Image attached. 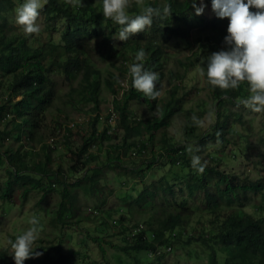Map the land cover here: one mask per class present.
Here are the masks:
<instances>
[{"label": "trees", "instance_id": "trees-1", "mask_svg": "<svg viewBox=\"0 0 264 264\" xmlns=\"http://www.w3.org/2000/svg\"><path fill=\"white\" fill-rule=\"evenodd\" d=\"M200 2L201 0H196V5ZM203 2L212 4V0ZM82 3V7H73L65 0H47V4L41 9L45 27L49 30H60V40L43 41L41 36L33 34L26 37L23 32H17L11 15L16 9V0H0V125H4L3 128L0 126V167L6 166L8 172L7 180L0 181V199L3 203H10L8 198L19 187L22 189V198L26 201L31 192L38 189L43 195L37 204L41 210H47L51 207L49 198L52 193L56 192L60 196V200L55 201L54 207H51V224L55 228L59 227L62 235L53 238L57 242L39 238L33 247L41 255L26 259L24 264H75L80 251L60 249L65 239L64 231L67 227L74 228L84 220L79 216L84 214L91 197L101 196L102 203H105L108 195L113 193V190L107 192L109 182L103 183L104 168H112L115 174L113 180L116 179L120 185L129 186L137 177H144L145 169H151L157 162L158 157L153 154L138 165L131 154L135 151L138 157H142L145 149L152 151L155 146V133L167 128L178 110V87L172 86L168 96L160 99L161 108L156 106L158 99L145 98L136 92L131 87L128 69L136 62L137 52L143 49L145 57L142 63L145 69L156 71L161 80L169 59L164 45L171 38H180L194 47H230L225 43L229 19L220 18L216 13L198 18L191 0H148L143 3L144 6L161 9L165 3L170 4L171 16L165 19L154 17L150 27L121 42L125 48H119L113 39L119 32V26L110 19L103 18L102 0H82ZM140 12L141 8L132 0L129 14L136 15ZM117 55H121L118 72L108 70L104 73V69L94 64L96 56L106 60ZM179 61L186 66L195 65L199 60L190 56ZM54 76L63 77L71 87L66 93L68 96L65 103L73 107L81 104L82 108L90 112H98L104 100L101 98L103 86L113 94L112 110L118 116V124L125 130V142L113 145L117 153L111 155L108 149L106 160L91 166L90 161H97L102 152L101 142L110 138L106 132L101 136H96L93 132L76 149L81 167L73 164L66 170L60 162L57 163V168L53 167V148L46 141L42 128L45 114L50 108L56 105L57 111L64 110L59 106L62 96L60 99L56 98L60 94L56 90L58 78ZM117 76L120 81L125 78L127 87L117 81ZM245 85L246 82H242L238 88L227 91L211 86L214 97L220 105L225 106L239 101V97H246ZM19 95L22 97L15 99ZM135 102L157 108L158 113L145 124L135 114ZM91 118L93 125L99 121L98 115L93 116V113ZM229 119L227 116L222 126L216 128L212 138L219 139L223 145L241 138L245 155L251 159L259 156L260 162H263L264 151L261 147L264 145V138L250 140L251 127L246 125L241 133L237 127L231 128L235 120L230 122ZM190 121L191 127L186 129V137L190 141L197 137L205 141L203 134L198 132L199 128L193 124L192 119ZM71 128H64L63 137L57 139L60 142L52 140L55 142L52 145L55 149L62 143L67 151L72 149ZM145 132L150 133L149 138H144ZM162 133L163 141L169 145L166 149L179 151L180 155L176 156V160L183 163L182 169L191 167V160H188L184 149L171 144L165 138L167 133ZM217 133L220 134L219 137ZM18 140L20 143L16 150L13 142ZM93 143L98 150L91 151ZM238 152L241 151L234 150L235 155ZM213 155L215 159H225L224 152L222 155L213 152ZM170 156L173 154L170 153ZM128 158H133L134 164H128ZM142 164L148 166L141 171ZM191 171L196 170L191 167ZM208 174H214L216 181L208 180ZM176 177L169 171L167 176H162L157 182L145 184L142 189L135 187V183L132 184L130 192L124 196L121 207L119 206L120 210H110V216L114 212H120L118 219H111L112 223L103 220L95 226V234L87 228L103 256L106 255L105 243L112 245L103 232L108 227H115L117 235L122 236V244L115 247L131 255L134 264H168L164 260L165 253L158 255L152 262H145L147 250L159 246H170L171 250L185 249L190 258L203 259L205 255V264H264V215L257 216L243 207L251 193L263 190L264 177L256 180H244L238 176L231 178L227 173L206 165L202 174L197 172L196 182L187 184V196H197L192 202L183 194L182 198H177L178 192L174 190ZM202 191L204 196L197 200ZM260 208L257 207V211ZM90 210L95 214L99 213L97 208ZM140 218L147 227L135 231L136 236L129 239L126 233L130 228L126 223L136 224ZM17 235L11 237L13 241ZM7 251V248H3L1 255L5 256ZM11 264H15V261Z\"/></svg>", "mask_w": 264, "mask_h": 264}, {"label": "rangeland", "instance_id": "rangeland-1", "mask_svg": "<svg viewBox=\"0 0 264 264\" xmlns=\"http://www.w3.org/2000/svg\"><path fill=\"white\" fill-rule=\"evenodd\" d=\"M148 0H143V3H146ZM247 3V0L244 1ZM23 3V0H16V5ZM201 4V2H200ZM200 4L198 6H200ZM16 6V7H17ZM203 12L199 14V17H208L214 15L216 12L212 9V4H204L203 2ZM250 11L255 12V8H250ZM194 13L196 11L194 10ZM13 16L12 20L15 26H17V32H23L22 28L16 24V14L15 10L11 14ZM37 23L41 26V32L38 36H41L43 41H47L50 39L59 41L60 38V30H49L45 27V19L42 16V12L40 10V16L37 20ZM118 34V32H117ZM116 34V35H117ZM118 47L125 48L121 43L122 41L115 39ZM230 47L220 46L218 48L211 47H194L189 46L182 39L174 37L168 40L166 45H164V49L168 54V62L165 65L164 76L157 82V88L161 92L160 97H158V105L157 108H161L162 97H166L169 94L172 86H177L176 98L180 102L178 105V110L176 114L171 118V122L167 128H163L162 130H158L155 133V138L153 142L155 146L152 151L144 150V155L138 157L136 152L133 151L131 156L134 157L137 161L136 164H141L147 157H151L153 154L157 156V162L151 169L146 170V164H142L140 168L145 169L144 177H137L129 186L120 185L116 179L113 180L115 174L112 168L106 167L103 172L105 173V178L103 183L106 184V181L109 182V186L107 192L109 190H113L112 194L108 195V199L105 203H102L101 196L91 197L87 207L84 209V216L80 215L81 219H84L79 224H76L74 228H68L64 232V238L60 249L66 251L67 249L71 250H79L80 254H78L77 260L75 264H134V260L132 256L129 254H125L122 251H119L115 246L122 244V238L117 235V229L115 227H108V230L103 232L105 238L110 240L111 244L105 243L106 255H102V251L99 248L98 244L93 241L92 236L89 234L88 229L93 231L95 234V226H98L103 220L108 219H117L120 212H114L113 216H110V210H114V208H118L120 204H122V200L124 196L130 192V186L134 184L138 189H142V186L145 184L157 182L162 176H167L169 171H172L175 176V186L174 190L178 192L177 198H182V194L184 197L187 196V191L189 190L187 184L188 182H196L197 171H191V167H186L187 170H183V163L180 164L178 160H176V156L180 155L179 151L174 152L166 149L169 147L168 142L163 141L162 131L166 132L165 138L171 143L178 146V148H183L184 152L188 155V160H191V155H199L201 157V162H207V165L210 167H214L220 172H225L229 177L234 178L235 176L240 179H248V180H256L261 177H264V158L263 162H260L261 158L254 157L251 159L245 155V151L242 148V140L241 138L235 139L234 141L226 144H219L217 146V140L212 138L216 128L222 126L225 118L227 116L230 117L229 121L235 123L231 126V128L237 127L241 133L246 128V125L250 126V140L257 141L260 137L264 138V112L257 113L252 111L249 108H246L243 104H239L236 101L234 104L228 103L223 106L220 105L218 100L214 97L212 86L208 83L207 76H200L196 71L197 65L200 64L201 58L209 56L212 52L220 51V50H228ZM126 49H128L126 47ZM125 49V50H126ZM122 52V51H120ZM132 55V52H131ZM196 57L199 61L195 65H181V59H187L188 57ZM121 59V55H117V57L109 58L106 60L100 59L96 56L94 59V64L98 67L104 69L103 72L107 73L108 70H112L118 72L117 69L120 65L119 60ZM156 72V71H155ZM58 78V83L56 86V90L59 92L61 98L59 101V106L64 108L62 112L56 110V105L53 108H50L45 114V121L43 124V134L46 137V141L53 148L52 157H53V167L57 168V163H62V167L67 170V168L71 165H77L81 167L79 155L76 154V149L83 145L84 138H87L93 132H95L96 136H101L103 132H106L109 139L101 142V150L97 161H90L91 166H95L97 162H103L106 160V150H110L111 155L117 153V149L115 150L114 146L118 143H124V135L125 130L118 123V116L112 115V99L114 98L113 94L108 91L105 86L102 88L101 98L104 100L101 102L100 111H89L81 107V104H78L76 107L69 105V103H65L67 100L66 93L70 90V86H68L67 81L63 80V77L54 76ZM178 78V79H177ZM125 78H122L124 81ZM246 82V81H245ZM249 85L246 82L245 92L246 97L249 95L248 91ZM22 95L17 96L15 99H20ZM243 98V99H245ZM241 100V98H238ZM78 100V99H77ZM75 101L77 104L78 101ZM135 114L141 118L146 124L149 122L155 114L158 113L157 108L153 109L148 107L147 105L141 102H135L133 104ZM212 112L211 122H206L204 127H198V132L203 134L202 141L197 137V139L190 141L185 133L186 129L191 127L189 117H192L195 114L200 119L204 120L207 117L209 112ZM98 115L99 121L95 123V125L91 124V116ZM236 113V114H235ZM1 128L4 127L3 124L0 125ZM72 127V149L67 151V148L62 145L59 148L52 146L55 141L60 140L63 137V133H65L64 128ZM107 130V131H105ZM231 130H229L230 132ZM147 133V134H145ZM144 138H149L150 133L145 132ZM244 134V133H243ZM141 137V136H140ZM211 137V138H210ZM199 139V140H198ZM207 140V141H206ZM20 140L13 142L14 149L17 150L19 147ZM191 144L194 148L199 147V152H194L189 154L187 152V145ZM264 144V143H263ZM39 148V144H37ZM264 151V145L261 147ZM91 151L98 150L96 144L93 143L91 146ZM234 150H239L237 155L234 154ZM213 152L217 154H221L224 152L225 159L219 160L213 157ZM170 153L173 156H170ZM130 157V156H129ZM133 158H128V164H134L132 162ZM177 161L176 163H173ZM6 166L0 167V181H5L8 178V172L6 170ZM118 170V169H115ZM173 176V175H172ZM171 178V176H169ZM174 177V176H173ZM230 178V179H231ZM208 180L216 181L214 174H208ZM217 179V177H216ZM43 195L38 189L33 190L29 195V198L24 201L22 198V189L16 187L12 192L11 196L8 198L10 203H3L2 199H0V264H11L12 261H15L13 256L10 254V245L8 244L9 240H12V236L16 234H20L23 231L27 230L31 225L29 224V220L35 216L39 219L41 228L39 238H43L45 240L52 241L54 237L62 235L60 228H55L51 224L52 217V209L55 205V201L60 200V196L57 195L56 192H53L50 200V206L47 210H41L37 204L38 200ZM82 199L85 201V197L83 194H80ZM204 196V193L200 192L197 200H201L200 198ZM189 202L194 201L197 198L196 195L192 197H188ZM83 201V202H84ZM13 202V203H12ZM256 204V205H254ZM99 206V207H97ZM262 210H261V208ZM121 207V206H120ZM246 211L252 212L257 216L264 215V188L262 191L257 193H251L243 205ZM257 207L260 208L257 211ZM97 208L98 214L93 213L90 209ZM99 209V210H98ZM39 210L41 212H39ZM122 212V211H121ZM47 213V214H46ZM141 224V228H146L147 225L145 221L140 218L138 223ZM67 234V235H66ZM114 234V235H113ZM53 241L57 242L56 239ZM77 242H81V244H77ZM3 248H7L6 255H1V251ZM186 250L177 248L171 250L170 252L165 253L164 260L168 264H205L207 262V258L205 255L204 258H190L186 255ZM146 254L145 252H140V254ZM141 256V255H140ZM121 258V260H119ZM150 259L147 257L145 262L147 263ZM223 262V260H222Z\"/></svg>", "mask_w": 264, "mask_h": 264}, {"label": "clouds", "instance_id": "clouds-1", "mask_svg": "<svg viewBox=\"0 0 264 264\" xmlns=\"http://www.w3.org/2000/svg\"><path fill=\"white\" fill-rule=\"evenodd\" d=\"M73 7H82V0H65ZM141 8L140 14L130 15L129 8L132 7V0H102V13L105 20H111L119 26V32L113 39L127 41L131 36L143 32L153 23L154 17L165 19L171 16V5L165 3L161 7L144 6L143 0H135ZM196 14L203 12V0L200 6L196 5V0H191ZM47 4V0H23L15 9L16 24L23 30V34L31 36L39 35L41 26L37 23L40 10ZM255 8L256 11H250ZM212 9L220 18L229 19L228 34L225 36V43L230 46L228 50L212 52L207 57H202L196 71L200 76H207L208 83L213 87H219L223 91L236 89L240 83L247 82L249 85V95L245 99L238 101L246 108L254 112H264V0H212ZM145 53L143 49L136 54L135 61L128 69V76L131 79V87L143 97L156 100L161 92L157 88L159 74L155 71L147 70L142 61ZM117 81L127 87V81ZM227 98V97H226ZM113 112V110H112ZM212 112L207 114L202 120L195 114L191 117L192 122L197 127H204L206 122H211ZM217 133V137H219ZM220 141L217 139V146ZM187 152L192 154L199 152V147L194 148L187 145ZM207 162H201L199 155H191V167L198 173L205 171ZM120 217H117V219ZM111 222V219H108ZM114 221V220H113ZM112 221V222H113ZM111 222V223H112ZM138 223V222H136ZM31 225L15 237L9 240L10 254L15 260V264H24V261L33 256L41 255L34 251L33 245L39 239L41 228L40 221L33 216L29 220ZM130 230L126 233L129 239L136 236L135 231H141V224L126 223ZM121 238L122 236L119 235ZM171 247L159 246L156 249L147 250V257L152 262L158 255L170 252ZM147 262V263H148Z\"/></svg>", "mask_w": 264, "mask_h": 264}, {"label": "bare ground", "instance_id": "bare-ground-1", "mask_svg": "<svg viewBox=\"0 0 264 264\" xmlns=\"http://www.w3.org/2000/svg\"><path fill=\"white\" fill-rule=\"evenodd\" d=\"M57 141V140H56ZM57 142H60V141H57ZM115 209V208H114ZM115 210H117V209H115ZM118 211V210H117ZM64 212V211H63ZM118 213V212H117ZM63 217V216H62Z\"/></svg>", "mask_w": 264, "mask_h": 264}, {"label": "built area", "instance_id": "built-area-1", "mask_svg": "<svg viewBox=\"0 0 264 264\" xmlns=\"http://www.w3.org/2000/svg\"><path fill=\"white\" fill-rule=\"evenodd\" d=\"M112 115L114 116L115 114H114V113H112Z\"/></svg>", "mask_w": 264, "mask_h": 264}]
</instances>
